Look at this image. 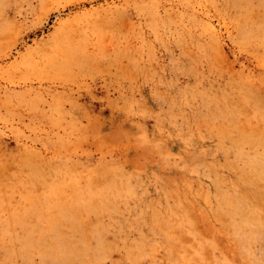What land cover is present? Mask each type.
Listing matches in <instances>:
<instances>
[{
    "label": "rangeland",
    "instance_id": "374dc122",
    "mask_svg": "<svg viewBox=\"0 0 264 264\" xmlns=\"http://www.w3.org/2000/svg\"><path fill=\"white\" fill-rule=\"evenodd\" d=\"M0 264H264V0H0Z\"/></svg>",
    "mask_w": 264,
    "mask_h": 264
}]
</instances>
